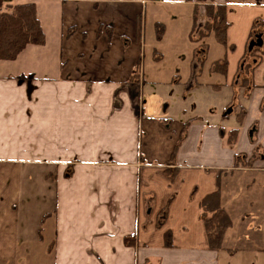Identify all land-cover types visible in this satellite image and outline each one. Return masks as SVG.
Returning a JSON list of instances; mask_svg holds the SVG:
<instances>
[{
	"label": "crops",
	"instance_id": "0c3cea01",
	"mask_svg": "<svg viewBox=\"0 0 264 264\" xmlns=\"http://www.w3.org/2000/svg\"><path fill=\"white\" fill-rule=\"evenodd\" d=\"M26 2L46 39L0 60V264H264V205L248 195L264 189V51L239 86L264 0H215L227 45L201 42L197 78L196 0ZM213 193L231 221L218 249Z\"/></svg>",
	"mask_w": 264,
	"mask_h": 264
},
{
	"label": "trees",
	"instance_id": "16d2710c",
	"mask_svg": "<svg viewBox=\"0 0 264 264\" xmlns=\"http://www.w3.org/2000/svg\"><path fill=\"white\" fill-rule=\"evenodd\" d=\"M261 22L253 25L252 38L255 39L260 33L257 32ZM227 7L215 0H196L194 9V23L190 33V39L198 44L194 52V78L201 73L206 61L208 46L201 42L211 35L216 40L227 45ZM164 26L157 24V36L162 38ZM45 33L37 15L36 4L33 2L12 4L11 0H0V60H13L29 44L42 45L45 43ZM252 40V39H251ZM261 47L249 50L248 57H258ZM232 48V47H231ZM257 60V59H256ZM257 63H247L243 71V79L239 85L241 88L251 87L253 74L261 65L262 60ZM228 67L227 58L216 61L213 71L226 74ZM25 78V77H24ZM238 130L229 133L228 143L234 145ZM203 220L206 224L211 246L221 248L223 237L227 228L231 225L230 218L220 205L219 193H213L202 201Z\"/></svg>",
	"mask_w": 264,
	"mask_h": 264
},
{
	"label": "rangeland",
	"instance_id": "374dc122",
	"mask_svg": "<svg viewBox=\"0 0 264 264\" xmlns=\"http://www.w3.org/2000/svg\"><path fill=\"white\" fill-rule=\"evenodd\" d=\"M25 1H28V0H13V2L15 4H18V3H21V2H25ZM31 1V0H29ZM261 51H264V46L262 48H260ZM264 54V52H263ZM258 59H260L259 57H257ZM250 63L252 64L253 61H252V58L250 59ZM257 63V61L255 62ZM191 93H193V95H196L198 96L199 98V101L201 102V107H203L205 105V103H207L209 100H212V101H215L216 98L214 96H212L209 92H207L206 90H201V89H198V90H192ZM215 98V100H214ZM253 187V186H252ZM250 189V191L248 192V195L253 198V201L255 202H258L261 201L262 204L264 205V189H262L260 186H256V188L254 187L253 189ZM252 190V191H251ZM261 212L262 214L264 215V208H261ZM48 263V262H47ZM45 262V264H47ZM39 264V263H38ZM42 264V263H40Z\"/></svg>",
	"mask_w": 264,
	"mask_h": 264
},
{
	"label": "water",
	"instance_id": "95a60500",
	"mask_svg": "<svg viewBox=\"0 0 264 264\" xmlns=\"http://www.w3.org/2000/svg\"><path fill=\"white\" fill-rule=\"evenodd\" d=\"M263 45V37L261 34L257 35L255 39H252L249 43V50H252L254 47H261ZM231 109L227 113H230Z\"/></svg>",
	"mask_w": 264,
	"mask_h": 264
}]
</instances>
